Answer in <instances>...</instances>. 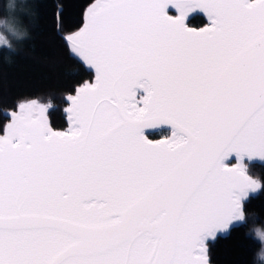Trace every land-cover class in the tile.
Here are the masks:
<instances>
[{
    "label": "snow or ice",
    "instance_id": "1",
    "mask_svg": "<svg viewBox=\"0 0 264 264\" xmlns=\"http://www.w3.org/2000/svg\"><path fill=\"white\" fill-rule=\"evenodd\" d=\"M66 42L94 82L68 131L33 102L0 135V264H207L260 187L224 161L264 158V0H95Z\"/></svg>",
    "mask_w": 264,
    "mask_h": 264
},
{
    "label": "trees",
    "instance_id": "2",
    "mask_svg": "<svg viewBox=\"0 0 264 264\" xmlns=\"http://www.w3.org/2000/svg\"><path fill=\"white\" fill-rule=\"evenodd\" d=\"M94 0H15L17 15L15 30L4 29L5 42L0 44V135L6 130L11 111L21 101L39 98L49 103L47 123L53 130L70 126L67 97L74 95L84 83L94 81V71L70 50L66 37L83 27L86 9ZM9 5V0H8ZM169 9L170 14H176ZM7 15L4 0H0V18ZM209 20L201 11L188 17V25L204 26ZM27 33V35H24ZM162 128L147 133L159 138L169 133ZM246 172L258 178L261 187L242 200L243 213L258 214L264 222V159L247 158ZM232 157L228 164L238 163ZM248 223L236 222L227 233H217L205 239L206 256L210 264H254L260 247L258 240L246 235Z\"/></svg>",
    "mask_w": 264,
    "mask_h": 264
},
{
    "label": "rangeland",
    "instance_id": "3",
    "mask_svg": "<svg viewBox=\"0 0 264 264\" xmlns=\"http://www.w3.org/2000/svg\"><path fill=\"white\" fill-rule=\"evenodd\" d=\"M16 1H18V0H16ZM14 2H15V0H9V5H8V9H7V15L3 16L2 18H0V44L5 42V36H4V32H3L4 29L3 28L7 27L9 29H12V30L14 29L15 30L16 25L18 26L16 20H14L15 15H17V4H15ZM86 15H87V9H86ZM137 93H138V97L144 95V92H138L137 91ZM33 102L37 106H45L46 107L45 118H46V121H47V109L49 107V103L47 101H43V100H41L39 98L25 99V100L21 101V103H33ZM18 111H19V108H17L16 110L11 111V114L13 112H18ZM10 122H11V117H10V120H9L8 123H10ZM4 134H5V132H4ZM241 164L243 165L244 169L246 170V163L243 162L242 160H239L238 163H234V165H241ZM246 174H247V172H246ZM250 177L255 179L258 182V184L260 185V187H261V182H260V180L258 178L254 177V176H250ZM260 187L258 189H256V190H249L247 195L244 196L242 198V200L245 199L249 194L255 193L256 191H258L260 189ZM236 221L239 222L240 220H236Z\"/></svg>",
    "mask_w": 264,
    "mask_h": 264
},
{
    "label": "clouds",
    "instance_id": "4",
    "mask_svg": "<svg viewBox=\"0 0 264 264\" xmlns=\"http://www.w3.org/2000/svg\"><path fill=\"white\" fill-rule=\"evenodd\" d=\"M4 9H8V0H4ZM27 35V33H24ZM249 219L252 223L246 230V235H250L253 239L258 240L260 243L259 250L254 255V264H264V222L258 221V214L253 213H243V218L240 220L241 223H248Z\"/></svg>",
    "mask_w": 264,
    "mask_h": 264
},
{
    "label": "water",
    "instance_id": "5",
    "mask_svg": "<svg viewBox=\"0 0 264 264\" xmlns=\"http://www.w3.org/2000/svg\"><path fill=\"white\" fill-rule=\"evenodd\" d=\"M95 3V0L91 3V4H89V6L87 7V9L91 6V5H93ZM168 14L169 15H172V14H170L169 12H168ZM172 16H176V15H172ZM185 23H186V25L188 26V27H190V28H195V29H200V28H203V27H206V26H208V24H206V25H204V26H199V27H196V26H190V25H188L187 24V19H186V21H185ZM82 59V58H81ZM85 64H86V62H84ZM87 65V64H86ZM93 70V69H92ZM94 71V70H93ZM94 75H95V73H94ZM94 82V81H93ZM80 88V87H79ZM78 88V89H79ZM77 89V90H78ZM138 90H141L140 88H138L136 91H138ZM76 94V93H75ZM74 94V95H75ZM146 94V93H145ZM68 107H70V102H69V104H68ZM67 107V108H68ZM162 128H167V129H170L171 131H172V133H173V131H174V129L170 126V125H160V126H158V127H156V128H148V129H145L144 130V135L145 136H147L148 137V139L149 140H152V141H154V142H156V141H162V140H169L168 138H166V137H160V138H151V137H149L148 136V134L147 133H149V132H152V131H154V130H157V129H162ZM54 131H58V130H54ZM63 131H68V130H63ZM177 134H179V133H177ZM232 157H236L237 158V156L235 155V154H232L228 159H226L225 161H224V163L226 164V166L227 167H236L237 165H234V164H228V161H230L231 159H232ZM244 158H247V159H249V160H252V161H261V160H263L264 158H260V157H252V158H249L248 156H245ZM238 160H240L239 158H237ZM237 221L235 220V221H233L232 223H231V225L227 228V230L226 231H219V232H217V233H227L228 232V230H229V228L232 226V225H234L235 223H236ZM216 233V234H217ZM206 259H207V264H210V262L208 261V258H207V256H206Z\"/></svg>",
    "mask_w": 264,
    "mask_h": 264
},
{
    "label": "flooded vegetation",
    "instance_id": "6",
    "mask_svg": "<svg viewBox=\"0 0 264 264\" xmlns=\"http://www.w3.org/2000/svg\"><path fill=\"white\" fill-rule=\"evenodd\" d=\"M169 9H172V10H175L177 13L176 14H172V15H178V11L175 9V8H169ZM168 9V10H169ZM171 10V11H172ZM196 12V11H195ZM194 13V12H193ZM192 14V13H191ZM191 14H189V16L191 15ZM188 16V17H189ZM188 17H187V24H188ZM138 92H144V90L143 89H141V90H138ZM144 95H145V92H144ZM70 127H71V125L70 126H68V128L66 129V130H69L70 129ZM170 130V129H169ZM171 135H172V131L170 130L169 131V133L167 134V135H165V136H161V137H166V138H168L169 140L171 139ZM160 138V137H159Z\"/></svg>",
    "mask_w": 264,
    "mask_h": 264
}]
</instances>
